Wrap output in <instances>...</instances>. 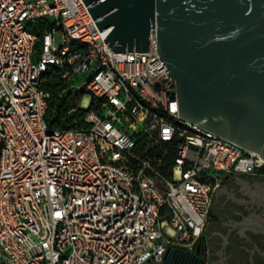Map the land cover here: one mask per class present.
Masks as SVG:
<instances>
[{
	"label": "built area",
	"instance_id": "2783aa9c",
	"mask_svg": "<svg viewBox=\"0 0 264 264\" xmlns=\"http://www.w3.org/2000/svg\"><path fill=\"white\" fill-rule=\"evenodd\" d=\"M88 7L0 0V264L206 260L218 186L264 161L179 117L154 30L114 52ZM67 92L74 118L50 128Z\"/></svg>",
	"mask_w": 264,
	"mask_h": 264
},
{
	"label": "water",
	"instance_id": "95a60500",
	"mask_svg": "<svg viewBox=\"0 0 264 264\" xmlns=\"http://www.w3.org/2000/svg\"><path fill=\"white\" fill-rule=\"evenodd\" d=\"M83 2L114 52H148L154 30L179 117L264 161V0Z\"/></svg>",
	"mask_w": 264,
	"mask_h": 264
},
{
	"label": "flooded vegetation",
	"instance_id": "af4514ba",
	"mask_svg": "<svg viewBox=\"0 0 264 264\" xmlns=\"http://www.w3.org/2000/svg\"><path fill=\"white\" fill-rule=\"evenodd\" d=\"M204 236L207 259L195 256L183 264H264V171L220 183Z\"/></svg>",
	"mask_w": 264,
	"mask_h": 264
},
{
	"label": "trees",
	"instance_id": "16d2710c",
	"mask_svg": "<svg viewBox=\"0 0 264 264\" xmlns=\"http://www.w3.org/2000/svg\"><path fill=\"white\" fill-rule=\"evenodd\" d=\"M45 86L49 90L53 89L51 81H49ZM53 96L54 104L52 103V105L47 110L46 121L50 128H68L74 116H69L65 113V107L68 104L67 98L65 97V99H60V101L63 100V103H61L60 101L57 102L56 93H54Z\"/></svg>",
	"mask_w": 264,
	"mask_h": 264
},
{
	"label": "rangeland",
	"instance_id": "374dc122",
	"mask_svg": "<svg viewBox=\"0 0 264 264\" xmlns=\"http://www.w3.org/2000/svg\"><path fill=\"white\" fill-rule=\"evenodd\" d=\"M67 93H69V94H67L68 96H67V102H68V104L70 103V102H73V98H71L72 96H73V93H71V92H67ZM65 97H66V94L64 93V94H62V99H65ZM60 101V100H59ZM61 103H63V100H61L60 101ZM59 102V103H60ZM66 105V104H65Z\"/></svg>",
	"mask_w": 264,
	"mask_h": 264
},
{
	"label": "crops",
	"instance_id": "0c3cea01",
	"mask_svg": "<svg viewBox=\"0 0 264 264\" xmlns=\"http://www.w3.org/2000/svg\"><path fill=\"white\" fill-rule=\"evenodd\" d=\"M207 234V233H206Z\"/></svg>",
	"mask_w": 264,
	"mask_h": 264
}]
</instances>
